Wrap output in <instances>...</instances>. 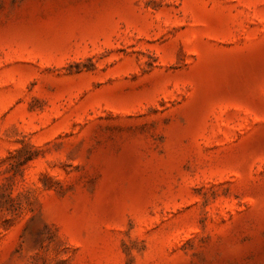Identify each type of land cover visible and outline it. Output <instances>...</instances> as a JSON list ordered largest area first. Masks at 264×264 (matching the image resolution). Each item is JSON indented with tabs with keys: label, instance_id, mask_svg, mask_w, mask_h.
<instances>
[{
	"label": "rangeland",
	"instance_id": "rangeland-1",
	"mask_svg": "<svg viewBox=\"0 0 264 264\" xmlns=\"http://www.w3.org/2000/svg\"><path fill=\"white\" fill-rule=\"evenodd\" d=\"M0 264H264V0H0Z\"/></svg>",
	"mask_w": 264,
	"mask_h": 264
}]
</instances>
